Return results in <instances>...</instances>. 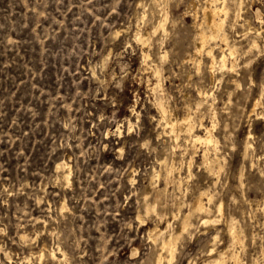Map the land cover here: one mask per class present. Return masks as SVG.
Segmentation results:
<instances>
[{"label":"rangeland","instance_id":"1","mask_svg":"<svg viewBox=\"0 0 264 264\" xmlns=\"http://www.w3.org/2000/svg\"><path fill=\"white\" fill-rule=\"evenodd\" d=\"M209 2L0 0V264H264V0L215 79Z\"/></svg>","mask_w":264,"mask_h":264},{"label":"bare ground","instance_id":"2","mask_svg":"<svg viewBox=\"0 0 264 264\" xmlns=\"http://www.w3.org/2000/svg\"><path fill=\"white\" fill-rule=\"evenodd\" d=\"M212 1V2H211ZM232 1V0H231ZM235 1V0H234ZM241 1V0H240ZM230 3V2H229ZM228 3V4H229ZM243 2H241V3H239V4H242ZM239 6H242V5H239ZM229 5H227V3H226V0H210V2L209 3H207V5L205 6V8H204V16H205V21H206V24H207V26H208V28H209V31H210V33H208V32H206L204 29L203 30H200L199 31V39H198V43H197V51L198 52H203V51H205V53H206V55L209 57V59H210V66L208 65V67H209V69H210V73H211V77H212V79H215L214 77H215V75H214V73H215V67H216V65L217 64H219L218 66H220L221 67V69L222 68H227V67H229V65H228V54H230V55H232V57L233 56H235V53H236V47L234 46V45H232L231 43H230V41H229V36H228V32H226V30H225V28H224V26L226 25L225 24V21H226V18L228 17V15H229ZM240 9V8H239ZM233 12H234V10H232ZM238 13V12H237ZM240 13V12H239ZM238 13V14H239ZM233 14V13H232ZM231 15V14H230ZM240 16V15H239ZM231 17V16H230ZM229 17V18H230ZM233 17V16H232ZM231 17V18H232ZM233 19H235L234 17H233ZM165 19H163V20H161V21H164ZM161 21H160V23H161ZM236 21H237V18H236ZM164 23V22H163ZM163 23L162 24H159V26H161L162 28H165V27H163L164 25H163ZM202 24V23H201ZM230 25V24H229ZM166 26V25H165ZM233 26V25H232ZM202 27V26H201ZM232 29V28H231ZM259 29V28H258ZM254 30V29H253ZM261 30V29H260ZM230 31V30H229ZM248 31H251V30H247V32ZM258 31V30H257ZM246 33V32H245ZM258 33H260L261 34V32H258ZM257 33V34H258ZM250 35V34H249ZM248 35V36H249ZM255 35V33L253 34V36ZM262 35V34H261ZM248 36H246V37H248ZM238 37H240V36H238ZM243 37V36H242ZM252 37V36H251ZM260 37V36H259ZM216 38H220L221 39V41L226 45L225 46V48L223 49L222 48V51H221V53H217L216 52V47L212 44V41H214V40H216ZM241 38V37H240ZM236 39V38H235ZM238 39V38H237ZM256 38H254V39H251V40H254V42H253V44H252V46H250V47H255V46H257L258 45V43H257V41L255 40ZM261 39V38H260ZM259 39V40H260ZM242 40V39H241ZM264 40V39H263ZM262 41V40H261ZM233 43V42H232ZM247 43V42H246ZM195 44V43H194ZM217 44V43H216ZM219 44V43H218ZM217 44V45H218ZM249 44H250V42H249ZM245 46V45H244ZM264 46V45H263ZM219 47V46H218ZM196 48V47H195ZM216 48V49H215ZM259 46H258V50H259ZM220 49V48H219ZM239 49V48H238ZM246 49V48H245ZM255 49V48H254ZM244 50V49H243ZM249 50H251V48L249 49ZM256 50H257V48H256ZM227 51H229L228 53H227ZM242 51V50H241ZM252 51V50H251ZM248 52V51H247ZM250 52V51H249ZM257 52V51H256ZM240 53V52H239ZM258 53H260V52H258ZM252 54H254V53H252ZM148 55V54H147ZM146 55V56H147ZM238 55V54H237ZM254 55H256V54H254ZM203 56H204V54H203ZM202 58V57H201ZM250 58V57H249ZM205 59V58H204ZM231 59V58H230ZM229 59V60H230ZM208 60V59H207ZM232 60V59H231ZM230 60V61H231ZM233 60H234V58H233ZM232 60V68L236 65V61H233ZM236 60H237V58H236ZM229 61V62H230ZM239 61V60H238ZM246 61V60H245ZM245 63V62H244ZM198 64V63H197ZM238 64V63H237ZM158 66V65H157ZM218 68V67H217ZM231 68V67H230ZM237 68V67H236ZM221 69H219V70H221ZM224 69V70H225ZM227 69H229V68H227ZM157 70V69H156ZM207 70V69H206ZM232 70V69H231ZM234 70V69H233ZM209 71V70H208ZM223 71V70H222ZM222 71H220V72H222ZM226 71H228V70H226ZM230 71V70H229ZM157 72V71H156ZM158 73V72H157ZM159 75V74H158ZM264 87V86H263ZM207 90V89H206ZM263 90H264V88H263ZM200 91V90H199ZM200 93L202 94V95H208V93L207 92H205V91H200ZM200 97V96H199ZM208 98V97H207ZM206 100H208V99H206ZM203 101V100H202ZM201 101V102H202ZM201 102H200V104H201ZM260 102V101H259ZM162 103V102H161ZM163 104V103H162ZM256 105L258 104V102H256L255 103ZM161 105V104H160ZM165 105V104H164ZM164 108V107H163ZM162 107L160 108V109H162V110H164ZM166 109V108H165ZM253 110H254V108H253ZM166 111H168V110H166ZM163 113H165V112H163ZM162 113V114H163ZM167 114V113H166ZM169 115V114H168ZM189 115V114H188ZM166 116V115H165ZM164 118V117H163ZM174 119V118H173ZM173 119L172 118H169V120H168V123H171V129L170 128H168V129H170V130H172V131H175V129H176V126H175V123H176V121H178V119L176 120V121H173ZM187 121V120H186ZM190 121V120H189ZM202 123V122H201ZM179 124V123H178ZM199 124V123H198ZM181 125V124H180ZM180 125H178L179 127H180ZM186 125H187V123H186ZM166 126V125H165ZM177 126V127H178ZM196 126V125H195ZM212 127V126H211ZM211 127H207L206 126V134L205 135H203V134H201L198 130H196V129H194L193 127H192V123H189L188 124V127H187V132H189L190 133V135L193 137L192 139H194L195 141H204V143H209V144H213V145H216L218 142H217V140H216V138H215V136H214V134H213V129L211 128ZM180 129V128H179ZM205 130V129H204ZM165 131H167V130H165ZM170 133H172V132H169V134ZM175 133H176V131H175ZM178 133V132H177ZM173 135V134H172ZM177 135V134H176ZM171 136V135H170ZM172 137V136H171ZM174 137V136H173ZM176 137H178V136H176ZM177 140V139H176ZM248 143V142H247ZM209 147V146H208ZM211 147H214V146H211ZM216 147H218V146H216ZM193 148V147H192ZM191 149V148H190ZM213 149V148H212ZM215 149H217V148H215ZM191 151V150H190ZM192 154V153H191ZM191 161H192V159H191ZM189 162V161H188ZM193 163V162H192ZM61 164V163H60ZM188 164H190V162L188 163ZM64 165V164H63ZM58 166V165H57ZM62 166V165H61ZM66 166V165H65ZM210 167L212 166H214V164L212 165L211 163H210V165H209ZM62 167H64V166H62ZM59 168V167H58ZM169 169H170V167H169ZM173 169V168H172ZM68 170V169H67ZM66 170V171H67ZM63 171V170H62ZM170 171V170H169ZM168 171V172H169ZM172 171V170H171ZM65 172V171H64ZM63 172V173H64ZM66 174V173H65ZM166 176V175H165ZM64 177H68V175L67 176H64ZM166 178H167V176H166ZM169 178V177H168ZM69 178H67V180H68ZM167 180V179H166ZM209 195V194H208ZM209 200H212V197L209 195ZM148 207V206H147ZM153 210H155L154 208H152ZM195 209L199 212V213H201V214H203V213H207L209 210H211V208H210V206H208V204L206 205V203L204 202V199H203V197H202V195L201 196H199L198 197V199L196 200V203H195ZM217 210L220 212V213H222V211H223V203H220L219 205H218V207H217ZM151 211V210H150ZM191 214V213H190ZM190 214H187L186 216H185V219H184V222H183V227H182V229L184 230H186L187 228H189V226L191 225V221H190ZM211 217V216H210ZM210 221H212L209 217H207V216H203L202 217V225L203 224H207L208 222H210ZM161 229V228H160ZM158 230V229H157ZM230 230H231V228H230ZM233 230V229H232ZM160 231V230H159ZM157 234L159 233V232H156ZM162 233V232H161ZM234 233V232H233ZM234 234H236V233H234ZM164 236V235H163ZM164 238V237H163ZM171 238V237H170ZM236 239V238H235ZM162 243H163V246L164 247H169V250H170V261L172 260V258L174 257V245H173V242L170 240V241H166V240H163L162 241ZM163 247V248H164ZM59 251V250H58ZM49 252V251H48ZM54 253V252H53ZM56 253V252H55ZM60 254H61V252H60ZM64 254V253H63ZM54 254H52V256H53ZM160 256L158 257V260L156 261V263L157 264H164V262H163V257L164 256H162V254H159ZM51 256V257H52ZM55 256V255H54ZM58 256V255H57ZM64 256V255H63ZM62 257V256H61ZM224 258V257H223ZM222 258V259H223ZM233 258H234V256H233ZM221 259V260H222ZM238 259V258H237ZM57 260H59V259H57ZM236 260V259H235ZM239 260V259H238ZM192 264H196V262H193ZM205 264H210L209 262H206Z\"/></svg>","mask_w":264,"mask_h":264}]
</instances>
